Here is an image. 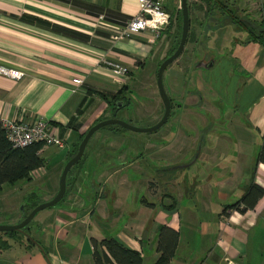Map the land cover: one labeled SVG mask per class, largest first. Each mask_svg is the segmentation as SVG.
<instances>
[{"label":"crops","instance_id":"obj_1","mask_svg":"<svg viewBox=\"0 0 264 264\" xmlns=\"http://www.w3.org/2000/svg\"><path fill=\"white\" fill-rule=\"evenodd\" d=\"M198 2L197 26L191 19L183 53L164 72L169 96H177L176 102L170 96V134L130 135L122 142L108 137L106 147L117 151L95 154L98 165L106 164L94 173L104 179L101 192L92 201L84 198L87 186H95L88 182L94 174L87 158L69 183L67 205L33 218L29 233L36 243L0 232L9 242L0 248V264H96L93 239L104 238L119 239L141 252L143 264H153L164 226L179 235L168 264H264V195L253 197L245 211L231 208L253 185L264 189V163L256 165L264 138V45L251 40V27L243 24L264 25V0ZM138 11V0H0V67L25 73L20 79L0 74V119H42L65 140L63 147H42L44 172L32 180L48 174L47 160L63 168L94 124L133 108H127L133 91L150 97L149 126L162 117L157 72L179 26L171 24L158 37L145 31L113 41L115 27ZM104 55L129 72H114L101 62ZM211 60L207 69L196 66ZM120 90L115 110L109 101ZM236 91L242 105L216 104V97L233 99ZM143 106L137 102L132 111L140 116ZM221 121L234 133H215ZM199 125L209 133L200 134ZM150 167L145 199L129 201L141 183L135 172ZM52 183L43 202L57 193L56 176Z\"/></svg>","mask_w":264,"mask_h":264},{"label":"rangeland","instance_id":"obj_2","mask_svg":"<svg viewBox=\"0 0 264 264\" xmlns=\"http://www.w3.org/2000/svg\"><path fill=\"white\" fill-rule=\"evenodd\" d=\"M198 3H199L198 0H188V4L190 5V9H191V13H192V16H191L192 23L195 27L197 26L196 17L200 16L197 14L198 8L196 7V5ZM180 7H181V0H168L167 1V9L171 14H173V17H174L172 25L176 24L175 20L178 17V8H180ZM143 75L144 74H142V76ZM163 83H164L166 91L168 93H170L169 92L170 90L168 87L167 75L163 76ZM239 89H242V87H240ZM236 93H237V91H236ZM127 96H128L127 98L129 99V101L131 102L129 105H127V108H130L131 105L133 106V108L131 107L130 109H126V111L119 112L117 114V117H116L117 119H121V120L126 121L128 123H131L132 125H134L136 127H142V128H148V127L154 126L155 124H157L160 121L159 120L158 122L151 124L149 126L148 121H150V120L147 117L150 113L148 110H149V108H150L149 106L151 104L150 100H149V98H150L149 96L140 95L135 91H133L131 94H129ZM170 96L172 97L173 102H176L177 96L175 97L172 94V92H171ZM239 96L240 95H238V93L236 95L234 94L233 99L229 98V99H226V101H223L222 99H217V97H216L215 99L218 100V102L216 104L218 105V104L227 103V104L242 105V103L240 102ZM156 97H158V100L160 102L161 111H162L161 116L163 117V115L165 113V106H164L163 100L160 96L158 89H157V96ZM137 102L138 103L140 102V103L145 105V106H143L145 111L141 112L140 116H138L139 115L138 113H134V111H132V110L136 109L135 104ZM128 110L130 112H128ZM207 113L208 112L205 111V115ZM174 114H175V110L171 113V119L170 120H172V117L174 116ZM210 119H212V118H210ZM219 123H222V121ZM171 125H172V123L168 121L163 126H161L159 129H157L155 131H149V132L148 131L147 132L134 131V130L126 129V128L125 129H113L112 130L109 127H103L101 129H99L97 132H95L92 135V137L90 138V140L86 146V149H85V156H84L82 163H84L85 159H87V158H88V160H91L93 162V165L91 166L92 167V173L94 174L95 171L97 170V167L98 168L106 167V164L98 165L96 163L97 160L95 159V154L99 151H102V150L108 151V152H116L117 151V147H115V148L106 147L107 146L106 139L108 137H111L112 139H116L119 142H122L124 140L123 138L125 136H130V135L140 136L141 138L142 137L148 138V137H153V136H162L165 134L169 135ZM217 125L220 127H215V130H214L215 133H218L221 130H227L229 133H234V128H233L232 124L229 125V128H226L228 126L226 122L223 125H221V124H217ZM183 129L185 130V128H183ZM198 130H199L200 134H208L209 133L205 129H203V127H201L200 125L198 126ZM187 133H193L192 129H188ZM210 133H213V132H210ZM50 161L51 160H47V162L49 164V168L47 170L48 174L44 177H41L40 180H23V181H20L16 184H6L4 186V188L2 189V191H0V220L4 221V223L0 224V225H14V224H12L11 221L13 219H15L17 216H24L25 214L30 213L31 210L34 209L36 206L50 201V200H48V201L43 202V199L53 192L54 189H51V185L53 184L52 182H53L55 176H56V181L58 182V186L56 185V187H57L56 192L58 193L59 188H60V179H61L62 172H63L65 166H63V168H61L60 166H57L56 161H51V164H50ZM78 166L79 165L72 168L71 173L69 174V176L67 178L69 183H70L72 177L74 176L75 170H77ZM153 170L154 169L152 167H150V168H147L145 171L144 170L143 171L138 170L137 172H135L134 177L139 179L141 181V183L139 184V188L135 192H133V194L131 195V199L129 201L133 200L134 203L135 202L137 203V202H141L142 200L145 199L144 197H145L146 190L144 188H145V184H146V178L149 177V175H151V173H153L152 172ZM88 182L90 184L94 183L95 186L93 187V189L91 186H87L88 184L83 186L84 189H86L85 188L86 186L89 187V192L85 195L84 198H85V200H91L92 201L95 199L96 194L101 192L99 190L104 188L105 183H103L104 179L100 180V178L96 174L92 175ZM70 184H69L68 194L71 191V189H70L71 185ZM134 199H135V201H134ZM64 205H67V198H64L63 200H61L60 202H58L54 206H50V207H47L45 209L40 210L37 214L40 217V216L47 214L51 208L60 207V206H64ZM35 220L36 219H34L32 222L34 223ZM33 223H31V224H33ZM1 233H3V232H1ZM14 234L18 237L20 236V238L26 239V237H24V235L20 232H15Z\"/></svg>","mask_w":264,"mask_h":264},{"label":"trees","instance_id":"obj_3","mask_svg":"<svg viewBox=\"0 0 264 264\" xmlns=\"http://www.w3.org/2000/svg\"><path fill=\"white\" fill-rule=\"evenodd\" d=\"M189 13H190V5H189ZM173 18H174L173 14H171V21L168 26L172 24ZM175 21L178 23L179 31H178V37H177L176 44L171 54H173L176 51L179 45L180 39H181L182 25H183V15H182L181 7L178 8V17ZM241 23L242 21L238 20V24H240V26H241ZM243 24L251 27L250 39L258 41L264 45V25H255L251 22L249 23L251 24V26L249 24L247 25V23H243ZM189 37H190V32H189L188 39ZM171 54H169L167 57H169ZM166 58H164L162 62ZM121 94L122 92L120 90L118 94H116L114 98L109 101V103L113 105L115 110L118 109L117 103L122 98ZM105 127H110L112 129H125L124 127L120 125H114V124L108 125ZM85 135L86 133L81 136L80 142L77 144L74 151L70 154L68 160H70L74 155H76V153L78 152L80 143L82 142ZM43 146L44 144L39 142V143H35L33 145H30L24 148L14 147L12 143L8 140L6 136V131L3 125V121L0 119V191H2L3 186L6 183L16 184L17 182L21 180H32L33 179V172L36 169L45 166V163H46L45 159L41 157L39 154ZM84 155L75 166L81 164V162L84 159ZM260 162L264 163V138H263L262 147L256 158V165H258V163ZM71 170L69 171L68 176L71 173ZM68 190H69V181L67 179V190L62 200L66 198L68 194ZM261 195H264V189L257 185H253L238 202H236L235 204L231 206V208H237L242 211H245L247 208L253 207L254 204L251 201L252 198L259 197ZM242 203L245 204L244 208H240V205ZM27 215L28 214H25L23 216V219ZM31 223L32 221L24 228V232L6 231V232H3L2 234H5L9 236L10 238H13L14 236H16L14 234L15 232H20L24 235V237H26V240L28 243L34 244L36 242L34 241V239H32L29 233ZM178 237H179L178 232H176L175 230L167 226L162 227L160 231V237H159V250L161 251V255L158 258V260L153 264H168L171 261V259L173 258L175 254ZM93 244H94L93 255H94L96 264H108V263L110 264H143V257L141 255V252L136 249L127 247L119 239L104 238L100 242L93 239ZM8 246H9V242L7 240L0 239L1 249L6 248Z\"/></svg>","mask_w":264,"mask_h":264},{"label":"built area","instance_id":"obj_4","mask_svg":"<svg viewBox=\"0 0 264 264\" xmlns=\"http://www.w3.org/2000/svg\"><path fill=\"white\" fill-rule=\"evenodd\" d=\"M167 1L138 0V14L129 22L116 26L112 40L116 42L145 31H151L158 37L171 21V13L167 9ZM101 62L117 74H127L129 72V68L126 65L105 55L101 57ZM0 74L20 79L25 73L21 70L2 66L0 67ZM74 82L81 84L83 79L75 78ZM3 125L8 140L16 148H24L39 142L43 143L44 146L55 145L63 147L65 145V140L54 136L51 132V126L42 119L37 121L6 119L3 120ZM39 172H44V167H40L33 172L35 177Z\"/></svg>","mask_w":264,"mask_h":264},{"label":"water","instance_id":"obj_5","mask_svg":"<svg viewBox=\"0 0 264 264\" xmlns=\"http://www.w3.org/2000/svg\"><path fill=\"white\" fill-rule=\"evenodd\" d=\"M181 8H182V15H183V25H182V34H181V39L179 42V45L176 49V51L171 54L169 57H167L159 66L158 72H157V84H158V90L160 93V96L163 100L164 106H165V113L163 117L160 119V121L155 124L154 126L148 127V128H142V127H136L132 125L131 123H128L126 121H123L121 119L117 118H108L105 120H102L96 124H94L86 133L85 137L83 138L82 142L80 143L78 152L76 155H74L65 165L64 170L62 172V176L60 179V188L58 193L54 196V198L48 202L42 203L38 206H36L34 209L31 210L28 215L18 222L17 224L14 225H0V232H6V231H21L24 232V228L33 220V218L36 216V214L47 207L54 206L58 202L62 200V198L66 194L67 190V178H68V173L74 167L82 158L86 146L92 137V135L98 131L99 129L108 126V125H120L126 129L134 130V131H144V132H149V131H155L159 129L161 126H163L166 121L168 120L170 114H171V109H172V101L171 98L168 94V92L165 89L164 83H163V76L166 68L173 63L176 59H178L181 54L183 53L187 39L189 36V31H190V25H191V18H190V13H189V4L188 0H181ZM215 63L214 60L208 61V62H199L196 66L198 68H203L207 69L211 66H213ZM118 107L121 106V103H117Z\"/></svg>","mask_w":264,"mask_h":264},{"label":"bare ground","instance_id":"obj_6","mask_svg":"<svg viewBox=\"0 0 264 264\" xmlns=\"http://www.w3.org/2000/svg\"><path fill=\"white\" fill-rule=\"evenodd\" d=\"M83 83V82H82Z\"/></svg>","mask_w":264,"mask_h":264}]
</instances>
